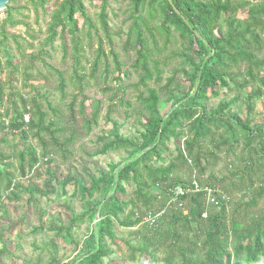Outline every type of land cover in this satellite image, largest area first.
Listing matches in <instances>:
<instances>
[{
  "label": "trees",
  "instance_id": "obj_1",
  "mask_svg": "<svg viewBox=\"0 0 264 264\" xmlns=\"http://www.w3.org/2000/svg\"><path fill=\"white\" fill-rule=\"evenodd\" d=\"M28 1L32 10L36 11L43 9L51 0ZM108 1L101 0L98 26L86 15L82 0H55V10L50 15L43 47H51L56 38L63 39L64 36L69 37L72 45L75 69L70 83L77 94L69 105L73 116L78 96H81L78 106L81 116L84 115L86 101L83 92L87 86V76L84 66L80 65L83 60L80 55L83 35L90 41L93 33L97 44L90 78L94 77L100 61L107 62L108 58L112 60L117 73L123 67L114 53L113 37L107 24ZM127 1L131 25L123 48L124 52L134 53L132 70L141 72L139 85L146 88V96L139 98L146 118L145 131L140 141H135L120 135L113 124L111 133L98 139L102 145L93 156L121 151L128 154V158L118 165L109 164L106 174L90 178L87 185L72 177L63 181V188L73 185L75 190L72 196L82 204L83 212L71 217L67 226L59 227L56 236L64 234L75 243L71 231L76 229L77 224L86 221L92 224L96 213L98 221L81 247L75 243L77 250H81L77 259L58 261L54 256L55 251H52L55 247L51 245L52 254L47 264H103L111 255L107 242L116 240L113 230L115 223L131 230L144 225L154 233L149 238L143 237L145 245L126 242L131 262L138 254L149 256L150 261L157 264L155 255L148 251L156 244L155 252L163 255L161 264H263L264 207L260 217L250 215V210L257 208L259 200H264V132L262 126H252L250 116L254 113L253 102L264 96V60L259 58L264 49V0ZM12 2L9 0L6 5V18L2 26L25 27L22 21L14 20L12 12L18 10L8 7ZM77 15L83 19L85 31L77 27ZM16 38L13 37L14 40ZM104 43L109 47L107 55L103 50ZM176 61H180V68L172 70L171 77L166 79L163 87L155 89L145 86L148 81H161L165 69ZM6 62L8 67L14 68L9 59ZM48 69L56 74L59 87L63 90L66 82L63 74L50 66ZM179 77L187 82L188 87L182 97L175 100L173 106L161 116L158 111L160 96L163 93L168 95L169 89L174 86L175 92L180 93L182 86L176 82ZM24 80H31L30 75L25 73ZM235 80H240V84L236 85L238 91L247 90L245 118L242 120L230 109L238 98L221 101L215 109H206L208 95L216 97L218 87L227 90L228 81L234 83ZM41 99L17 96L19 103H13L7 129L19 132L23 139L30 137L35 140L40 149L27 147L17 151L13 158L19 164L18 180L13 173L0 169V217L6 215V202L14 203L22 195H27L30 202L35 195L52 194L53 191L48 190L49 184H44L42 188L24 184L29 178L30 169L34 167L38 170L40 166L53 164L49 148L61 156L70 155L69 148L81 136H88L97 125L99 102L95 103L90 117L83 119L80 133L74 128L47 122ZM43 101L47 102L46 99ZM52 113L56 111L52 110ZM4 129L0 123V131ZM170 140L182 141V149L176 146L177 155L173 162H167L163 157L168 153ZM242 142L245 171L232 176L241 175L240 186L250 189L252 195L249 201L242 204L240 211L232 215L229 224L224 218V205L217 198L213 207L219 210L212 214L206 202L207 192L204 191L208 189L198 184L202 192L182 197V208H165L174 189L187 187L171 178L176 171L190 163L202 174L204 169L200 164L203 159L215 162V151L222 146L232 151ZM2 143L4 140L0 139ZM3 160L5 157L0 155V163ZM45 174L52 176L54 173L46 169ZM175 184L179 185L175 187ZM159 185H165L167 188L164 191L167 190L168 194L165 193L166 200L156 208L159 197L153 195L151 189ZM125 186H131L133 190L132 198L128 201L123 200ZM185 201H188L187 205ZM34 209L38 213V208ZM162 209L164 213L154 226L144 222L145 216L155 215ZM160 224L163 229L157 231ZM132 235L140 234L135 232ZM4 242V231L0 229V243ZM8 252L4 246L0 256L4 253L8 255Z\"/></svg>",
  "mask_w": 264,
  "mask_h": 264
},
{
  "label": "rangeland",
  "instance_id": "obj_2",
  "mask_svg": "<svg viewBox=\"0 0 264 264\" xmlns=\"http://www.w3.org/2000/svg\"><path fill=\"white\" fill-rule=\"evenodd\" d=\"M82 3L86 15L93 24L98 26L97 20L101 10V0H82ZM8 7L18 10L12 12V16L14 20L22 21L25 27L21 25L15 27L2 26L6 18V11L5 9L0 11V123L5 127L4 130L0 131V139L4 140V143L0 144V155L5 157V160L0 163V169L13 173L18 180L19 164L13 158L17 155V151L27 147L40 149L35 140L30 137L23 139L19 132H11L7 129L12 117L13 103H19L17 96L25 99L33 97L46 99L47 102H44L43 99L40 100L42 109L47 115L46 121L66 128H74L80 133L83 119L90 117L96 102L100 104V111L96 127L91 130L88 136H81L69 148L70 155L61 156V154L54 153L53 148H49V155L53 164L49 167L40 166L38 170L34 167L30 169L29 178L24 181V184H32L38 188H42L44 184H49L48 190H52V194L35 195L29 200L30 202L27 201V195H22L18 201L4 204L6 215L0 217V229L4 231L6 243H0V250L5 246L9 250V254L4 253L0 256V264H47L49 256L52 254L50 252L52 249L49 247L51 245L55 247L52 251H55L54 256L58 261H74L79 257L81 251L80 248L77 250L75 243L81 247L95 224V218L92 224L86 221L75 226L76 229L71 231L75 243H72L64 234L56 236L59 227L67 226L71 217L83 212L82 204L72 196L75 190L73 185L69 184L63 188V181L72 177L87 185L90 178H98L100 175L106 174L109 164L118 165L128 158V154L121 151L93 156L102 145L98 139L109 135L113 124L116 125L120 135L131 137L135 141H140V137L145 131L146 118L140 107L139 98L146 96V88L139 85L141 72L132 70L135 60L134 53L131 51L124 52L123 48L131 25L129 19L130 6L127 0H110L106 7L107 24L113 37V50L118 56L119 63L123 65L120 73L116 72L112 60L108 58L107 62L100 61L94 77L90 78L97 44L93 33L90 41L85 35L82 36L80 55L83 60L80 61V65L84 66V74L87 76L85 80L87 86L83 92V97L86 99L83 116L78 113L81 96H78L74 104V116L69 111V105L74 95H77L74 92V86L70 83L75 67L69 37L56 38L51 47H43L50 15L55 10V0H51L43 9L39 8L36 11L32 10L28 0H13ZM76 20L77 27L85 31L83 19L77 15ZM13 37H17L16 40ZM103 50L107 55L109 47L105 43ZM259 58L264 60V49ZM7 59L10 60L14 68L7 66ZM179 63L180 61H176L166 68L161 81L158 83H154L153 80L148 81L145 86L155 89L163 87L166 79L171 77L172 70L180 68ZM48 66L63 74L66 81L63 90L59 87L56 74L50 71ZM25 73L31 77L28 82L24 80ZM176 82L182 86L180 88L182 91L180 93L175 92L174 86L169 89L168 95L161 94L158 106L161 116L173 106L175 100L182 97V93L188 87L183 78L179 77ZM234 83L228 81L229 89L227 90L218 87L216 97L208 95L209 100L205 104L206 109H215L221 101L238 98V101L230 109L232 113L243 120L245 118V92L247 90L242 92L237 90L236 85L240 84V80H235ZM253 105L254 113L250 116L252 126H262L264 132V96L254 101ZM110 106L111 108H109ZM52 110H55L56 113L53 114ZM44 139L47 140V138ZM177 145L182 149L181 140L168 142V153L163 156L167 162L174 161L177 155L175 150ZM39 149L36 151L38 152ZM215 155V162L211 159L201 161L200 167L204 169L202 174H199L198 170L188 163L187 166L176 171L171 178L179 180L187 186L195 182L201 188L211 189L209 195L215 200L218 198L224 205V218L229 224L232 215L240 211L242 204L249 201L252 195L250 189L240 186L241 175L232 176L237 172L245 171V164L242 161L245 158L244 144L242 142L232 151L228 147L222 146L218 151H215ZM46 169H50L54 174L47 176L45 174ZM244 182L246 184V179ZM179 184H175V187ZM257 184L256 182L255 186ZM165 188H167L165 185H159L151 189V193L159 197L156 208L161 206L164 199L167 198L165 193L168 194V192L167 190L164 191ZM125 191L123 200L128 201L132 198V187L125 186ZM33 202L34 207L38 208V213L35 212L31 204ZM187 204L188 201H185V205ZM208 206L211 207L210 212L212 214L218 213L219 209L213 207L215 205L209 204ZM263 207L264 200L262 199L258 201L257 208L250 210L252 213L250 215L260 217ZM11 227L13 228L9 229ZM160 229H163L162 224L159 225L157 231ZM113 230L116 240L107 242L111 255L103 261V264H154L150 261L149 256H138V254L135 255V260L131 262L129 260L130 252L126 246V242L131 245H145L143 237L153 236V231L144 225H139L134 230L124 229L116 223ZM135 232L140 235L133 236L132 233ZM155 247L149 248L148 251L155 255L158 260L157 264H161L163 255L156 253Z\"/></svg>",
  "mask_w": 264,
  "mask_h": 264
},
{
  "label": "built area",
  "instance_id": "obj_3",
  "mask_svg": "<svg viewBox=\"0 0 264 264\" xmlns=\"http://www.w3.org/2000/svg\"><path fill=\"white\" fill-rule=\"evenodd\" d=\"M25 120H27L25 118ZM207 192L206 195V202L208 204H213L216 205V200L215 198H213L212 196L209 195V191L208 190H204ZM202 192V190L198 187V185L195 182H192L191 185L187 186V187H178L176 189H174L173 191V196L171 197V199L167 202L165 208H176V209H180L183 207V202L181 201L182 197H186L189 195H194L196 193H200ZM164 213V210H160L157 212V214L155 215H151L148 214L147 216L144 217V222L148 223L151 226H154L158 220V217L161 216ZM203 218L205 217V215H202Z\"/></svg>",
  "mask_w": 264,
  "mask_h": 264
},
{
  "label": "water",
  "instance_id": "obj_4",
  "mask_svg": "<svg viewBox=\"0 0 264 264\" xmlns=\"http://www.w3.org/2000/svg\"><path fill=\"white\" fill-rule=\"evenodd\" d=\"M169 1V0H168ZM9 0H0V11L4 10ZM98 221L97 216L95 217L94 223Z\"/></svg>",
  "mask_w": 264,
  "mask_h": 264
}]
</instances>
